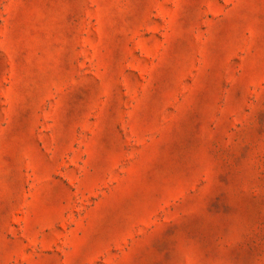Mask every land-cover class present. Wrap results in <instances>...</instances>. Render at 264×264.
Here are the masks:
<instances>
[{
	"label": "rangeland",
	"instance_id": "374dc122",
	"mask_svg": "<svg viewBox=\"0 0 264 264\" xmlns=\"http://www.w3.org/2000/svg\"><path fill=\"white\" fill-rule=\"evenodd\" d=\"M0 264H264V0H0Z\"/></svg>",
	"mask_w": 264,
	"mask_h": 264
}]
</instances>
